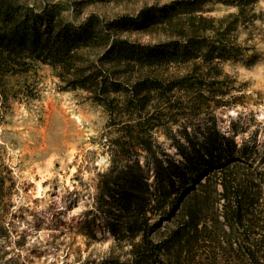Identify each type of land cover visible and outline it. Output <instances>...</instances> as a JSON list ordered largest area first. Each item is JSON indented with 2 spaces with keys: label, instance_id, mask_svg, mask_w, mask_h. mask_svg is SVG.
<instances>
[{
  "label": "trees",
  "instance_id": "1",
  "mask_svg": "<svg viewBox=\"0 0 264 264\" xmlns=\"http://www.w3.org/2000/svg\"><path fill=\"white\" fill-rule=\"evenodd\" d=\"M170 6L144 20L143 28L162 40L132 44L96 26L93 15L76 26L58 3L0 0V88L7 76L44 64L63 88L80 89L102 107L111 129L103 143L110 165L99 190L107 197L103 201L118 202L121 218L109 221V231L121 229L119 240L131 238L126 264H188L198 251L202 261L195 264H214L225 250L264 264L261 180L255 179L246 146L220 134L214 115L238 100L232 93L235 78L222 63L256 62L257 55L248 54L255 45L242 46L239 39L245 4L218 18L205 16L199 0ZM200 116L206 120L203 150H198ZM159 135L173 142L180 161L164 151ZM217 142L235 153L223 157ZM139 156L154 166L155 180H162L153 190L139 181L145 170ZM209 212L215 217L206 219Z\"/></svg>",
  "mask_w": 264,
  "mask_h": 264
},
{
  "label": "rangeland",
  "instance_id": "2",
  "mask_svg": "<svg viewBox=\"0 0 264 264\" xmlns=\"http://www.w3.org/2000/svg\"><path fill=\"white\" fill-rule=\"evenodd\" d=\"M26 1L58 3L76 26L93 15L96 26L108 27L120 39L153 44L162 36L143 28L144 20L168 10L177 0ZM199 1L202 13L215 18L245 4L239 39L242 46L255 45L248 54L255 53L256 62L252 66L222 63L224 71L235 78L232 93L238 100L216 109L214 115L220 134L237 147L246 146L264 196V0ZM205 122V117H198V150L205 143ZM106 123L102 107L89 101L80 89L63 88L48 65L36 64L29 73L4 79L0 88V264L127 263L131 238L124 235L119 240L121 229L109 231V221L116 223L121 218L118 202L103 201L99 190L101 175L110 165L103 146L111 130ZM158 140L168 155L181 160L171 140L163 135ZM216 145L223 157L235 153L227 143L222 148L219 142ZM236 159L243 160L239 153ZM138 160L145 167L139 181H146L153 190L162 180H155V168L152 164L147 167L143 156ZM211 199L214 213L217 196L213 194ZM256 208L259 213L263 207ZM213 213L206 219L214 218ZM200 254L192 252L188 264L201 262ZM212 263L251 264L227 250L219 251Z\"/></svg>",
  "mask_w": 264,
  "mask_h": 264
}]
</instances>
